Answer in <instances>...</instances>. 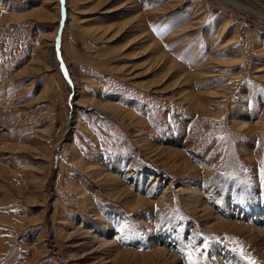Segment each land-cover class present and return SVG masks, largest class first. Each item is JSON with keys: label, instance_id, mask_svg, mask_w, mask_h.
<instances>
[{"label": "rangeland", "instance_id": "obj_1", "mask_svg": "<svg viewBox=\"0 0 264 264\" xmlns=\"http://www.w3.org/2000/svg\"><path fill=\"white\" fill-rule=\"evenodd\" d=\"M233 2L0 0V264H175L161 233L264 264L224 211L264 206V0Z\"/></svg>", "mask_w": 264, "mask_h": 264}, {"label": "bare ground", "instance_id": "obj_2", "mask_svg": "<svg viewBox=\"0 0 264 264\" xmlns=\"http://www.w3.org/2000/svg\"><path fill=\"white\" fill-rule=\"evenodd\" d=\"M225 2L235 6L237 9L239 10H246L244 9L241 5H239V3L237 4L236 2H233V0H224ZM258 14V16L260 18L264 19V14ZM197 29H190V28H185V29H181L180 33H177V35H175L176 38L179 37H184L187 34H189L191 31H194ZM227 33V27H225L221 33L220 38H224L226 36ZM196 39H194L193 41H195ZM191 41V42H193ZM238 41L235 40L233 43L231 44H236ZM229 45H226V48ZM243 61H241L242 63ZM240 63V64H241ZM247 113L245 111L240 112V119H246L248 118V115H246ZM246 126L248 125V123H242V126ZM243 126V127H244ZM247 127V126H246ZM257 128L259 126H256ZM195 192H200V190H196ZM195 202L194 205H196V207L198 206H203L205 208V210H208V204L202 203L201 200L198 197H195ZM232 205H230L229 203H227V205L224 206V211L228 212V211H239L242 213L243 216H240L241 219H246V218H256V221L260 220V222L262 223L263 227H264V206H260V205H254L250 202H243L240 203L237 208L232 210ZM229 212V213H230ZM237 215V213L235 214ZM112 223V222H110ZM108 224L107 226H102V225H97L96 227V236L95 238H97L99 240V242L102 245H107L108 242V233L112 230L113 225ZM218 224H226L224 219H220L218 218ZM260 224V223H259ZM260 233L263 236L264 239V230L260 229ZM165 234H159L158 236H154L151 240V246H153V248L155 249V254L158 257H164V258H169L171 261H173L175 264L179 263L180 259L178 258V253L180 252V249H183V244L182 241L180 239V237L176 236L175 234L171 233L169 236H164ZM191 240H189L190 242ZM170 245H173L172 248H176L175 252L172 251V248H170ZM119 250V249H117ZM214 256H212V259H216L217 260V264H247L246 262H244V260H241V257H238V255L236 256V254L234 255L233 252L229 251V250H224L223 248H219L216 247L214 250ZM169 260V261H170Z\"/></svg>", "mask_w": 264, "mask_h": 264}, {"label": "snow or ice", "instance_id": "obj_3", "mask_svg": "<svg viewBox=\"0 0 264 264\" xmlns=\"http://www.w3.org/2000/svg\"><path fill=\"white\" fill-rule=\"evenodd\" d=\"M205 247H207L206 244H205ZM197 251H199V249H197ZM188 264H199V261L193 257L192 252L188 253Z\"/></svg>", "mask_w": 264, "mask_h": 264}]
</instances>
